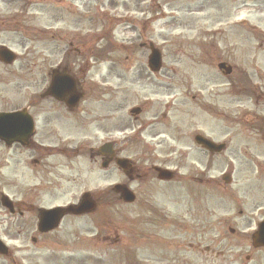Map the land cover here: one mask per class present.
Masks as SVG:
<instances>
[{
    "label": "rangeland",
    "instance_id": "1",
    "mask_svg": "<svg viewBox=\"0 0 264 264\" xmlns=\"http://www.w3.org/2000/svg\"><path fill=\"white\" fill-rule=\"evenodd\" d=\"M130 1L0 0V45L16 54L13 65L0 64V109L5 107L6 102L21 107L29 100H43L49 61L56 64L59 54L66 53L69 43L73 42V48L78 44L79 51L96 54L85 63L78 61L84 102H88V105L83 103L81 108L86 107L89 115L91 111H96L97 116L102 117L104 111L100 105L103 103L95 102L109 100L115 109V128L129 129L133 126L139 133L137 126L129 123V111L146 103L150 114L140 116V121L149 120L153 115L160 120L166 106H170L168 123H172L168 129L165 122L159 125L161 134L155 142L147 139L152 144L150 149L159 144L156 153L151 155L145 154L142 145L135 143L134 138L130 137V142H126L128 131L111 137L123 148L122 157L133 162L143 173L141 180L129 185L136 196L133 205L106 197L111 192V185L123 181L122 176L113 168L104 172L86 152L78 158V165L63 167L58 173L62 183L45 194L35 191L32 195V185L36 184L35 173L29 171L28 165H21L15 175L16 186L0 187V190L20 205L23 203L22 207L32 206L21 220L0 209V239L12 254L11 257H0V264H10L12 257L14 261L28 262L26 264H48V261L75 264L76 258L78 264H128L122 258L124 251L129 252L131 258L134 255L136 260L155 263L158 256L156 234L163 228L167 230L163 233L164 238H171V218L183 207L177 197H186L187 194L182 185L159 183L151 166L163 163L169 167L181 165L184 167L179 172L182 176L192 169L196 170L199 165L197 160L203 157V153L193 145L192 133H201L219 142L226 141L224 139L230 135L233 139L230 148L235 147L236 135L240 133L234 119L235 107L241 100L244 110H253V99L231 94L228 87L222 85L227 82L217 67L221 62L226 63L232 68L233 76L240 70L264 69V51L256 55L255 44L257 35H264V0H209L210 7L205 0H146L143 8L147 16L150 9L155 10L154 5H161V14L155 23L147 21L142 25L143 21L135 22L131 42L133 45L150 42L159 49L162 70L157 75L161 80L144 78L143 83L133 82L136 78L133 70L147 69L149 50L132 47L130 60L123 61L126 51L122 50L121 42L126 34L120 24L127 10L138 13L137 9L142 4L139 0ZM136 14L131 12L130 18L138 19ZM129 28L132 29L131 24ZM251 28L256 32H252ZM107 38L115 47L103 60H99L102 57H97V53L100 48L108 46L105 43ZM108 68L129 71L117 72L125 76L121 81L116 76L110 79L114 81L111 84L115 91L97 97L92 94V80H97L101 87L105 80L102 75ZM190 76H194L191 78L194 91L189 86ZM119 82L121 86L117 89ZM193 94L196 95L194 102L191 100ZM191 103L194 107L192 113L189 112ZM107 139L110 140L100 129H93L91 124L83 125L78 131V146L96 147ZM169 148L190 150L185 156L178 157L166 155ZM223 156L226 159L230 155L227 152ZM225 170L224 162L218 159L212 176L218 178ZM232 188H227V195H231ZM212 193L211 197H223L222 193ZM84 194H89L96 202L95 212L78 219H66L58 230L67 235L78 232V249L50 253L34 247L30 238L35 229L37 208L77 204ZM161 207L169 218L162 227L157 225L155 216ZM30 210H34V214H27ZM18 228H21L20 231ZM115 240L118 242L114 243ZM164 250L170 253L168 244ZM49 255H52L51 259L47 257Z\"/></svg>",
    "mask_w": 264,
    "mask_h": 264
},
{
    "label": "flooded vegetation",
    "instance_id": "2",
    "mask_svg": "<svg viewBox=\"0 0 264 264\" xmlns=\"http://www.w3.org/2000/svg\"><path fill=\"white\" fill-rule=\"evenodd\" d=\"M3 1V0H2ZM131 3L130 0H125ZM141 4L139 8L140 17H145L144 3L146 0H139ZM207 7H210L209 0H205ZM161 14V5L155 6ZM78 24V14H76ZM157 13L149 17L150 23H155ZM124 33L128 35L125 40L128 47L132 48L131 33L133 32L130 26V16L124 17ZM78 35V34H77ZM256 41V55L259 51H264V36L255 38ZM143 44H138L140 47H145ZM69 49L66 53L59 54L60 59L56 64L48 67L47 79L45 84V95L43 100H29L26 105L17 107L14 104L6 102L5 107L0 109V114H11L20 110H26V115L32 119L34 124L33 135L29 139H13L16 138L10 134L0 138V187L7 188L11 185L16 186L15 175L17 170L23 164L28 165L29 171L35 173L36 184L32 185V195L36 192L45 194L50 189L59 187L61 179L59 174L63 167L72 168L78 165V158L82 155H88L91 160L98 162L103 167L104 172L110 169H116L120 172L123 181L118 183L129 187L130 184L143 178V173L136 168V165L129 160V165H126V170L123 171L116 166L119 159L122 157L123 148H120L112 136L115 133L128 131L130 137L135 139V143H140L145 154L151 155L156 153V147L152 148V144L147 142V139L155 142L161 134L158 131L161 123L165 124L168 129L172 123H168L170 118V106H166V111L157 120L153 115L149 120L140 121V116L150 114L148 105L145 103L142 107H138L137 115H132L129 111V123L136 125L138 132L136 133L134 127L129 129L126 127L114 126V106L105 101H96L95 104L100 105L104 115L97 116L96 111H88L81 108L84 103L85 93L83 82L78 76V44L73 48V42L69 43ZM150 47V46H149ZM53 54V53H51ZM143 55V54H141ZM54 56V54H53ZM131 53L128 54V57ZM146 56V55H144ZM260 56V55H259ZM127 57V58H128ZM129 71V70H120ZM119 70L108 68L105 75L103 85L98 86L97 80H92L91 90L92 94L97 97H102V94L107 96L109 93L115 91L112 79L116 76L118 81H121L125 75L117 74ZM116 72V73H114ZM136 77L133 82L143 83L146 80L160 79L157 75H152L148 69L133 70ZM116 74V75H114ZM68 76L74 83L73 95L78 96V92L82 98L77 103H72L69 89L72 84L66 83V90L63 91L61 99H56L50 95L49 90L53 81L64 79L62 77ZM189 77V86L194 91V81ZM228 91L235 97H250L253 99V110H244L242 108V101L239 100L235 112L236 125L238 126L239 134L236 135L235 147L232 146V137L229 135L224 142L215 141L214 138L206 137L201 134H191L193 145L203 153V157L197 160L199 164L196 170H190L187 175L179 174L184 167L175 164L169 167L167 164H160L159 168L168 170L172 173L170 181H157L159 183H174L182 185L186 188V197H177L183 207L174 213L171 218V238L166 240L163 233L166 229L160 228L159 233L156 234L157 252L158 256L156 262H150L143 259L126 260L128 264H264V69L252 68L249 72L240 70L235 75L232 72L229 76H224ZM161 80V79H160ZM112 82V84H111ZM207 82V81H206ZM117 84V89L120 88ZM206 86L202 88V91ZM201 90V89H200ZM196 95H191V100L194 102ZM2 104V102H0ZM72 104V105H71ZM189 112L192 113L194 107L191 103ZM101 111V112H102ZM225 113V112H224ZM222 115H224L222 113ZM228 115L226 114V117ZM91 124L95 130H101L108 136L110 140H104L96 147L80 148L78 147V131L82 126ZM3 126L0 125V130ZM18 129V127H17ZM136 135L138 137H136ZM201 135L203 138L209 140L214 145L224 144V150L217 154L204 149L202 146L195 144V137ZM245 138V142H244ZM9 140H14L9 142ZM129 140V141H128ZM106 144H112V149L107 150V155L102 151V147ZM190 149H182L176 151L168 149L166 155L185 156ZM229 153L224 159L226 153ZM220 159L224 162L226 170L221 173V176L215 178L212 176L216 161ZM154 165L151 166V171L154 173ZM155 174V173H154ZM189 175V176H188ZM147 176V175H145ZM156 178L157 175L155 174ZM226 177L228 178L225 181ZM112 186V185H111ZM114 186V185H113ZM234 187L230 194L227 195V188ZM113 187H111L112 189ZM35 189V190H34ZM132 190V189H131ZM36 191V192H35ZM213 195L222 193L223 197H211ZM134 193V192H133ZM209 196V197H208ZM5 195L0 190V209H3L11 217L17 216L21 218L26 214L28 207H22L18 201L10 199L9 209L2 206V200ZM107 198L113 197L120 200L119 196L109 192ZM213 198V199H211ZM177 204V203H176ZM62 208V206H52L48 209ZM43 208H37L35 229L30 242L34 247H39L43 251L59 252L66 251L70 248L78 249V232L76 234L67 235L62 231H58L59 227L66 219L75 218L78 216L63 215L58 223V228L54 231L41 232L38 227L40 225V213ZM34 210H30L27 214H34ZM164 208L157 209L155 216L157 225L164 226L165 221L169 218L165 214ZM19 219V218H18ZM18 223V220L16 221ZM46 226V224H44ZM21 229V228H20ZM18 228V231H20ZM70 237L69 239L67 238ZM170 237V236H169ZM116 241V240H115ZM168 244L170 253H166L164 247ZM49 255L47 257H50ZM51 259V257L49 258ZM10 264H26L24 261H14L10 258ZM54 261H48V264H54ZM64 263H67L66 261ZM63 263V264H64ZM102 263V262H100ZM61 264V262H57ZM78 264V258L75 260Z\"/></svg>",
    "mask_w": 264,
    "mask_h": 264
},
{
    "label": "water",
    "instance_id": "3",
    "mask_svg": "<svg viewBox=\"0 0 264 264\" xmlns=\"http://www.w3.org/2000/svg\"><path fill=\"white\" fill-rule=\"evenodd\" d=\"M0 60H2L4 63H12L14 61V55L8 51L5 48L0 49ZM149 65L150 68L157 70L160 67V58L159 54L156 51H152V55L149 59ZM227 73H229V68L226 70ZM67 82L64 79L58 80L57 86L61 87L64 86ZM55 86V84H54ZM52 94L55 95L54 87L53 90L51 91ZM79 99V96H78ZM21 114H13V115H3L0 119V125L3 126L2 130H0V138L5 137L7 135H14L16 138L13 139H18L17 137H20L22 133L25 136H29L31 132V125L30 122H28L26 119L24 120L22 117H20ZM18 127V129H17ZM199 139V138H197ZM10 142V140H9ZM203 143L207 144L206 142L203 141ZM107 149V148H106ZM126 164H128L126 161H121L118 162V165L122 169H126ZM159 179H169L170 177L166 175L165 171L164 172H159ZM115 191L121 194V197L124 202L130 203L134 200V197L132 194L128 192V190L124 187L118 186L115 188ZM5 204V203H4ZM6 205V204H5ZM94 209V203L89 200L88 196H85L81 202V204L76 208H67L65 211L73 214H83L90 212L91 210ZM62 212V211H61ZM60 211L54 210V211H46L42 212L41 214V219L42 223L48 224V227L46 230H50L54 227V222L58 219ZM42 230V228H40ZM44 231V230H42ZM0 253L5 254V248L0 242Z\"/></svg>",
    "mask_w": 264,
    "mask_h": 264
}]
</instances>
